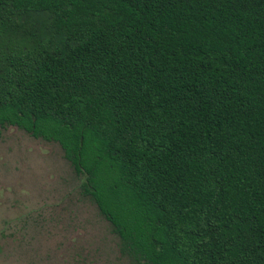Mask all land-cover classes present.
Wrapping results in <instances>:
<instances>
[{
	"label": "trees",
	"instance_id": "1",
	"mask_svg": "<svg viewBox=\"0 0 264 264\" xmlns=\"http://www.w3.org/2000/svg\"><path fill=\"white\" fill-rule=\"evenodd\" d=\"M6 127L134 264H264V0H0Z\"/></svg>",
	"mask_w": 264,
	"mask_h": 264
},
{
	"label": "rangeland",
	"instance_id": "2",
	"mask_svg": "<svg viewBox=\"0 0 264 264\" xmlns=\"http://www.w3.org/2000/svg\"><path fill=\"white\" fill-rule=\"evenodd\" d=\"M56 143L0 133V264H134Z\"/></svg>",
	"mask_w": 264,
	"mask_h": 264
}]
</instances>
